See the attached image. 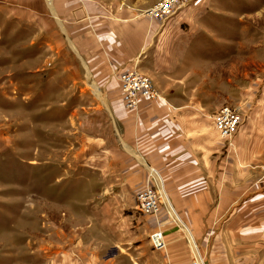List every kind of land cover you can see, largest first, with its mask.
<instances>
[{
	"label": "crops",
	"instance_id": "0c3cea01",
	"mask_svg": "<svg viewBox=\"0 0 264 264\" xmlns=\"http://www.w3.org/2000/svg\"><path fill=\"white\" fill-rule=\"evenodd\" d=\"M53 8L63 45L57 55L72 60L70 88L81 83L93 93L111 130L88 142V166L101 176L102 187L71 257L76 249L91 264H147L143 254L152 248L148 237L157 219L137 209L136 195L157 182L205 264H244L240 240L254 232L255 217H264L254 209L255 194L264 199V112L246 116L232 144L218 135L212 115L219 109L192 98L184 84L192 53L177 45L189 42V35L172 33L173 16L166 22L145 17L127 0H54ZM128 69L153 78L166 100L144 99L137 109L126 108L121 75ZM168 222L166 252L153 249L151 264H187L190 240L178 223ZM59 250L54 258L64 255Z\"/></svg>",
	"mask_w": 264,
	"mask_h": 264
},
{
	"label": "rangeland",
	"instance_id": "374dc122",
	"mask_svg": "<svg viewBox=\"0 0 264 264\" xmlns=\"http://www.w3.org/2000/svg\"><path fill=\"white\" fill-rule=\"evenodd\" d=\"M53 1L0 0V264H91L76 249L71 257V248L85 236L90 206L99 205L101 176L88 166V142L96 134L111 135L109 115L81 83L70 88L72 60L57 55L63 45ZM156 1L127 0L145 17ZM172 18V33L189 35V42L177 45L192 53L190 72L176 71L191 97L205 99L213 110L240 106L250 110L247 117H260L264 0H194ZM258 195L254 209L262 214ZM159 216L173 223L165 208ZM174 220L182 229V220ZM253 220L256 228L240 240L238 257L244 264H264V217ZM59 249L64 255L54 258ZM153 249L144 251L147 264Z\"/></svg>",
	"mask_w": 264,
	"mask_h": 264
},
{
	"label": "built area",
	"instance_id": "2783aa9c",
	"mask_svg": "<svg viewBox=\"0 0 264 264\" xmlns=\"http://www.w3.org/2000/svg\"><path fill=\"white\" fill-rule=\"evenodd\" d=\"M194 0H157L156 3L147 11L152 19L166 21L177 13L181 8L189 5ZM121 87L125 106L128 109H137L144 99H163L162 93L155 87L153 79L136 69H128L121 75ZM246 113H243L240 106H224L212 115L214 127L218 135L229 141L230 144L234 136L239 131L241 125L246 119ZM166 190L160 183L148 185L136 195V207L145 215H154L157 219V229L151 233L150 241L157 250H166L167 243L164 234V226L167 221L160 218V213L165 208L167 217L177 224L171 218V206ZM192 248V258L187 264H199L195 250ZM199 250V248H198ZM199 258H203L198 251ZM204 261V259H202ZM205 262V261H204ZM203 262V264H205ZM201 263V262H200Z\"/></svg>",
	"mask_w": 264,
	"mask_h": 264
},
{
	"label": "bare ground",
	"instance_id": "6f19581e",
	"mask_svg": "<svg viewBox=\"0 0 264 264\" xmlns=\"http://www.w3.org/2000/svg\"><path fill=\"white\" fill-rule=\"evenodd\" d=\"M170 204V203H169ZM170 206H171V204H170ZM171 216H172V218L174 219V217L176 218V219H178V222H180V220H179V217H178V215L175 213V211H172V206H171ZM181 223V222H180ZM182 225V224H181ZM182 227L185 229H183L182 228V230L184 231V233H186L187 232V234H189V230H188V228H187V226L186 225H182ZM188 237H189V235H188ZM190 238V237H189ZM191 241V240H190ZM191 246L193 247V249L195 250V252H196V255H197V259L201 262H199V264H203V258L201 259V258H199V255H198V250H197V248H196V246H194L193 245V243H192V241H191Z\"/></svg>",
	"mask_w": 264,
	"mask_h": 264
}]
</instances>
